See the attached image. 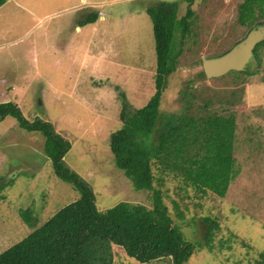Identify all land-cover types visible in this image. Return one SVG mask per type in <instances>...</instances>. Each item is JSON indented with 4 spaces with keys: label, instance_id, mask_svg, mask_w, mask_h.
<instances>
[{
    "label": "rangeland",
    "instance_id": "374dc122",
    "mask_svg": "<svg viewBox=\"0 0 264 264\" xmlns=\"http://www.w3.org/2000/svg\"><path fill=\"white\" fill-rule=\"evenodd\" d=\"M157 1L163 0H8L0 8V103L16 105L29 121L50 123L70 142L64 161L92 187L102 211L122 201L151 207L150 193L136 190L116 166L109 140L123 126V106L142 108L155 93L153 24L145 7ZM168 1H180L178 17L185 15L187 2ZM243 2L195 0L191 28L197 32V43L186 40L178 68L168 77L160 104L161 114L169 116L167 122L169 114L180 112L185 104L180 92L187 86L185 79H193L188 86L205 97L212 93L204 91L211 90L228 91L224 96L229 99L233 89L241 94L235 82L247 73L231 71L208 78L202 62L227 52L264 21L242 26ZM93 13L98 15L94 23L79 21ZM261 57L260 67L255 61L246 66L245 70L259 72L246 79L243 98L222 105L236 114V128L246 138L242 152L236 154L244 167L226 196L211 193L200 199L189 189L197 197L190 200L175 182L166 186L168 196L163 193L177 231L188 241L206 243L204 217L219 224L214 248H196L185 264H258L263 259L264 53ZM44 144L40 132L22 128L16 118L0 121V254L80 195L54 173ZM176 205L184 212L183 219L176 218ZM114 257L115 264L135 263L122 249ZM146 264L173 263L162 258Z\"/></svg>",
    "mask_w": 264,
    "mask_h": 264
},
{
    "label": "trees",
    "instance_id": "16d2710c",
    "mask_svg": "<svg viewBox=\"0 0 264 264\" xmlns=\"http://www.w3.org/2000/svg\"><path fill=\"white\" fill-rule=\"evenodd\" d=\"M6 2L0 0V7ZM181 2L188 4L182 17H178L180 1H157L145 7L153 24L155 93L142 108L130 110L127 105L123 106V126L113 132L109 140L116 166L125 172L136 190L150 193L151 207L122 201L109 209L99 210L92 187L64 161L71 148L70 142L55 133L50 123L40 119L29 121L16 105L0 103V121L12 116L22 128L40 132L54 173L80 193L75 201L63 206L31 234L2 252L0 264H115L114 256L119 249L134 258V264L162 258H170L173 264H185L196 248H214L212 242L218 222L204 217L208 224L204 236L206 243L188 241L177 231L175 218L163 201V193L168 196L169 187L166 186L175 182L179 192L185 191L186 195L181 198L185 195L191 200L189 189L195 190L194 196L200 199L211 193L220 198L226 196L244 167L236 154L242 152L246 138L242 139L236 128V114L227 112L222 105L224 102L233 105L243 98L246 79L259 72V68L242 71L247 77L235 82L240 84L241 94L237 96V90L233 89L230 99L224 96L228 91L223 94L204 91L212 93L209 97L201 95L202 92L197 94L188 86L189 82L193 84V79L182 80L187 84L180 90L185 104L180 112H171L172 118L167 122L169 116L161 114L160 104L168 77L178 68L186 40L192 38L193 43H197L194 38L197 32L191 28L195 22L192 10L195 0ZM97 17L93 13L82 24L94 23ZM259 19H264V0H244L240 5L239 23L251 27ZM263 48L264 40L254 49L258 67L262 64ZM189 54L192 55V51ZM202 73L205 75L203 69ZM197 98L201 99V104L196 103ZM186 209L189 210L188 206ZM175 216L184 218L178 205ZM261 256L263 259L258 264H264V255Z\"/></svg>",
    "mask_w": 264,
    "mask_h": 264
},
{
    "label": "water",
    "instance_id": "95a60500",
    "mask_svg": "<svg viewBox=\"0 0 264 264\" xmlns=\"http://www.w3.org/2000/svg\"><path fill=\"white\" fill-rule=\"evenodd\" d=\"M264 40V25L250 30L227 52L212 58H203V70L208 78L225 75L231 71H243L255 61L254 49Z\"/></svg>",
    "mask_w": 264,
    "mask_h": 264
},
{
    "label": "crops",
    "instance_id": "0c3cea01",
    "mask_svg": "<svg viewBox=\"0 0 264 264\" xmlns=\"http://www.w3.org/2000/svg\"><path fill=\"white\" fill-rule=\"evenodd\" d=\"M7 1H8V0H7ZM4 5H5V4H3V6H4ZM89 5H93V4H89ZM3 6H1V7H3ZM1 7H0V8H1ZM79 21L82 22V21H84V20H79ZM86 25H87V24H86ZM77 30H80V27H79V26H77ZM3 97H5V96H3Z\"/></svg>",
    "mask_w": 264,
    "mask_h": 264
},
{
    "label": "flooded vegetation",
    "instance_id": "af4514ba",
    "mask_svg": "<svg viewBox=\"0 0 264 264\" xmlns=\"http://www.w3.org/2000/svg\"><path fill=\"white\" fill-rule=\"evenodd\" d=\"M262 25H264V21L260 22V24H257L254 28H257V27L262 26Z\"/></svg>",
    "mask_w": 264,
    "mask_h": 264
}]
</instances>
